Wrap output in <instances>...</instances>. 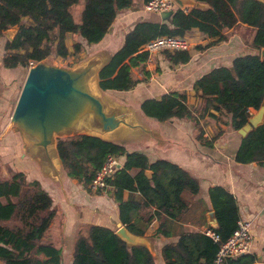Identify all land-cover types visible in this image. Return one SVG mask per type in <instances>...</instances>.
I'll list each match as a JSON object with an SVG mask.
<instances>
[{
    "label": "trees",
    "instance_id": "trees-1",
    "mask_svg": "<svg viewBox=\"0 0 264 264\" xmlns=\"http://www.w3.org/2000/svg\"><path fill=\"white\" fill-rule=\"evenodd\" d=\"M80 1L0 0V36L9 27L19 25L14 38L5 43L4 65L29 67L53 52L66 58L71 54L66 44L69 33L80 34L88 44L99 43L118 12L133 3V0H83L81 21L76 22L71 7ZM197 1L206 3L207 7L184 10L177 6L170 22H137L100 71V84L110 91L133 89L139 80L132 76V68L144 64L149 56L141 47L159 35L184 36L197 27L217 41L226 37L224 30L246 23L254 29L253 49L236 55L232 65L214 67L196 79L193 87L202 98L198 109L188 105L184 93L176 91L146 98L140 103L147 117L159 121L174 117L193 120L199 129L197 138L211 146L213 142L205 138L200 118L207 114L216 118L215 112L236 114L242 127L264 99V58L261 56L264 2ZM73 48L74 52H80L82 42L76 41ZM165 52L175 64L191 58L190 50ZM58 149L67 175L89 191L107 155L122 157V166L107 181L118 202L121 222L136 235H146L147 228L158 219L157 233L168 237L171 220L181 218L190 207L184 192L197 193L200 188L198 178L177 163L165 158L151 160L141 150H129L125 143L77 135L59 138ZM235 159L243 163L264 161V122L242 136ZM125 191H128L126 198ZM209 194L219 223L218 228L211 227L218 236L217 241L202 231L185 230L177 241L164 244L155 257L144 246L129 248L114 229L89 224L77 236L73 264H215L220 246L237 227L240 210L236 197L225 186L215 185ZM55 214L53 197L39 180H28L21 170L10 178L0 177V260L5 264H61V250L43 243ZM255 260L254 255L247 253L227 259L223 264H255Z\"/></svg>",
    "mask_w": 264,
    "mask_h": 264
},
{
    "label": "crops",
    "instance_id": "crops-1",
    "mask_svg": "<svg viewBox=\"0 0 264 264\" xmlns=\"http://www.w3.org/2000/svg\"><path fill=\"white\" fill-rule=\"evenodd\" d=\"M182 1L184 10H190L198 2ZM145 3V0H133L130 7L120 10L103 40L91 45H97L96 50L109 48L115 34L120 30L121 46L126 33L137 22L143 20L162 22L160 13L147 11ZM200 3L202 7H207L206 3ZM247 27L246 23L240 22L224 30L226 37L217 41L194 27L185 34L192 43L189 61L175 64L167 54L163 53V56L154 54L151 61L147 59L141 66L132 68V76L139 80L133 89L114 92L123 94V102L130 105L138 104L135 106L140 108V103L146 98L160 97L164 93L176 91L184 93L188 105L198 109L202 104V98L195 91L194 82L214 67L232 65L233 58L248 48L244 36ZM7 40L8 37L3 33L0 36V177L10 178L15 171L21 170L28 180L42 181L43 175L38 167L28 157L23 156L19 133L6 131L27 74L25 66L4 65ZM76 41L88 45L83 38L77 39L74 33H69L66 37L69 50ZM215 113L216 118L208 114L200 118L205 138L213 142L211 146L197 138L199 129L193 120L174 117L159 121L149 117V120L155 121V127L161 130L168 141L159 146L149 139L146 145L149 152H144L151 160L165 158L177 163L196 176L200 184L199 191L190 193V198V195L185 196L186 191L184 192V196L191 202L190 207L181 218L171 220V233L168 237L157 233L160 225L158 219L153 220L149 230L152 228L154 230L159 245L158 251L164 244L177 241L182 231H202L207 234L213 227L209 221V213L214 210L209 191L215 185H223L236 197L240 218L251 223L252 243L248 254L256 257L255 264L259 262V258H262L261 262L264 264V161L247 163L237 161L235 155L242 140L239 133V118L236 114ZM52 183L54 184L52 190L59 189L61 195L58 191L56 195L52 194L56 214L43 243L52 244L61 250V264H73L76 239L84 227L89 224H100L114 230L118 228L121 221L118 202L113 196L112 187L101 192L89 191L79 184L77 179L67 175L65 179L67 194L64 195L60 186L53 181ZM124 194L126 198L128 191ZM0 263L5 264L1 260Z\"/></svg>",
    "mask_w": 264,
    "mask_h": 264
},
{
    "label": "water",
    "instance_id": "water-1",
    "mask_svg": "<svg viewBox=\"0 0 264 264\" xmlns=\"http://www.w3.org/2000/svg\"><path fill=\"white\" fill-rule=\"evenodd\" d=\"M176 2L180 7L184 5L182 0ZM200 2L196 6L202 7ZM173 13L174 10H167L160 16L170 22ZM18 27L16 24L4 30L9 40L14 38ZM114 52L109 48L98 49L74 63L49 55L32 63L6 127V131L19 133L23 156L44 177L58 184L64 195L67 173L58 149L59 138L90 135L125 144L148 138L159 146L168 141L159 128L146 122L141 108L118 101L112 91L101 87L100 71ZM261 56L264 58V48ZM263 122L264 99L239 133L245 136ZM209 221L213 227H219L215 210L210 211ZM115 233L129 248L144 246L158 256L155 238L133 234L121 221ZM261 260L256 264H263Z\"/></svg>",
    "mask_w": 264,
    "mask_h": 264
},
{
    "label": "built area",
    "instance_id": "built-area-1",
    "mask_svg": "<svg viewBox=\"0 0 264 264\" xmlns=\"http://www.w3.org/2000/svg\"><path fill=\"white\" fill-rule=\"evenodd\" d=\"M177 6L178 3L176 0H149L145 3V9L147 11L156 13L174 10ZM191 46V41L185 37V35L176 36L166 34L159 35L148 41L141 47V50L149 53L148 59L151 61V57L159 51L190 50ZM122 164L123 159L121 156L109 153L102 166L96 171L89 185L91 191H98L99 189L104 190L109 187L108 178L112 177ZM250 224L251 223L247 220L241 218L238 220L233 235L220 246L215 264H223L227 259L237 258L248 253L252 243ZM207 234L216 241L218 240V236L215 235L213 231L209 230Z\"/></svg>",
    "mask_w": 264,
    "mask_h": 264
},
{
    "label": "rangeland",
    "instance_id": "rangeland-1",
    "mask_svg": "<svg viewBox=\"0 0 264 264\" xmlns=\"http://www.w3.org/2000/svg\"><path fill=\"white\" fill-rule=\"evenodd\" d=\"M84 6V1L81 0L80 2L74 4L72 7H71V11L74 15V18L76 20V22H80L81 21V11H82V8ZM75 37L77 39H80V35L78 33H74ZM254 35V29L251 28V27H247V31L245 32L244 31V36H245V41H246V44L248 46V48L245 50V51H248V50H252L253 48L251 47V40H252V37ZM82 38V37H81ZM121 39H122V32L120 30H118V32L115 34L114 38H113V41H112V44L111 46L109 47V49L111 50H115L118 46H120L119 44L121 43ZM86 43V42H85ZM88 44V43H87ZM96 46L97 45H82V50L80 52H74V48H73V45H71V48H70V51H71V54L68 55L67 58H63L61 56H58L55 54V52L52 53V56H54L57 60L59 61H63V62H68V63H74L82 58H85L86 56H88L90 53L94 52L96 50ZM158 54L162 55L163 56V53L164 54H167V52L165 51H159L157 52ZM155 53V54H157ZM158 57V56H157ZM28 69V67H27ZM112 94L115 96V98L120 101V102H123L124 101V98H123V94H119L118 92H112ZM135 105H138V104H134ZM256 111V110H255ZM255 111H253V113H255ZM144 119L146 120V122L149 124V125H152V126H155V121H151L149 120V117L147 116H144ZM147 143H149V139L146 138L144 140H141V141H134L132 143H128L127 144V147L129 150H133V149H137V150H141V151H147L149 152V148L147 149ZM41 179L42 181L40 180L39 182L41 183V186L47 190L49 192V194L52 196V194L56 195L57 194V191L58 193L60 194V190L57 189V190H52V188H54V184L52 183V180L50 179H47L46 177L44 176H41ZM55 183V182H54ZM110 188L107 187L106 189ZM56 189V188H55ZM104 189V190H106ZM103 191V189L101 190ZM53 192V193H52ZM93 192H99V191H93ZM61 195V194H60ZM190 195V192L186 191L185 192V196H189ZM53 197V196H52ZM191 197V195L189 196V198ZM146 237H153L155 238V235H154V230L153 228L149 230V227L147 228V231H146ZM156 239V238H155ZM156 241V245H155V248H156V252L158 254V250L159 248H157L159 245H157V240ZM158 257V256H156Z\"/></svg>",
    "mask_w": 264,
    "mask_h": 264
}]
</instances>
